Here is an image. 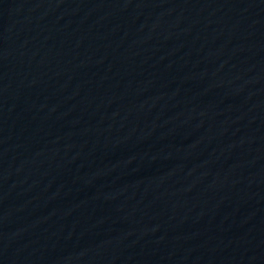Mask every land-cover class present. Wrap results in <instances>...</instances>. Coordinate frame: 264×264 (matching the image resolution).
Segmentation results:
<instances>
[{"label":"water","instance_id":"water-1","mask_svg":"<svg viewBox=\"0 0 264 264\" xmlns=\"http://www.w3.org/2000/svg\"><path fill=\"white\" fill-rule=\"evenodd\" d=\"M263 182L264 0H0V264Z\"/></svg>","mask_w":264,"mask_h":264}]
</instances>
